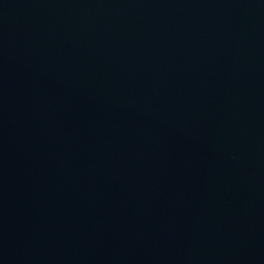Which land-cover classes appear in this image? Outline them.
I'll return each mask as SVG.
<instances>
[{
	"label": "water",
	"instance_id": "water-1",
	"mask_svg": "<svg viewBox=\"0 0 264 264\" xmlns=\"http://www.w3.org/2000/svg\"><path fill=\"white\" fill-rule=\"evenodd\" d=\"M0 173L264 264V0H0Z\"/></svg>",
	"mask_w": 264,
	"mask_h": 264
}]
</instances>
